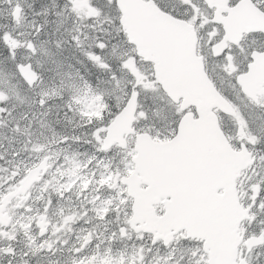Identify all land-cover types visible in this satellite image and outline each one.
Instances as JSON below:
<instances>
[{"label":"snow or ice","instance_id":"snow-or-ice-1","mask_svg":"<svg viewBox=\"0 0 264 264\" xmlns=\"http://www.w3.org/2000/svg\"><path fill=\"white\" fill-rule=\"evenodd\" d=\"M0 264H264V0H0Z\"/></svg>","mask_w":264,"mask_h":264}]
</instances>
